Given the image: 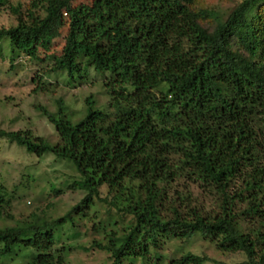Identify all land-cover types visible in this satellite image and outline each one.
I'll return each instance as SVG.
<instances>
[{"label": "trees", "instance_id": "trees-1", "mask_svg": "<svg viewBox=\"0 0 264 264\" xmlns=\"http://www.w3.org/2000/svg\"><path fill=\"white\" fill-rule=\"evenodd\" d=\"M72 1L30 0L22 9L20 0H0L15 20L0 28L9 54L17 38L49 39L64 14L52 71L77 75L79 85L93 69L108 94L105 111L88 107L73 124L43 111L53 144L0 130V140L27 154L73 165L66 188L83 193L56 220L33 214L0 227V264L15 256L63 264L61 231L88 220L108 264H163V241L196 234L241 253L242 264H264V0H234L221 13L199 0ZM97 203L105 218L95 221L88 212ZM206 261L185 253L166 264Z\"/></svg>", "mask_w": 264, "mask_h": 264}, {"label": "rangeland", "instance_id": "rangeland-1", "mask_svg": "<svg viewBox=\"0 0 264 264\" xmlns=\"http://www.w3.org/2000/svg\"><path fill=\"white\" fill-rule=\"evenodd\" d=\"M29 1L20 0L22 9ZM91 1L73 0L72 6H88ZM233 1L199 0L198 4L221 13L233 5ZM14 25L12 14L7 10L1 11L0 28ZM66 29V17L61 14L55 20L49 39L17 38L16 55L8 53L5 42L0 43V130H29L53 144L57 142L53 123L43 111L73 124L85 116L88 107L106 110L108 94L102 74L89 69L87 79L78 85L77 75L71 80L65 72L52 71V63L60 55ZM11 56L13 62L10 61ZM88 98L92 101L89 106L86 104ZM58 100L61 105L57 104ZM75 178V169L69 162L56 160L49 154L36 157L25 153L23 148L0 140V194L4 196L0 204V227L29 221L33 214H44L49 220L63 217L83 197L82 192L66 188ZM96 205V212L90 211L88 216L95 221L104 219L105 207L99 203ZM92 226L88 220L79 221L76 232L62 229L56 246H63L66 250L63 264L109 263V255L92 246L93 241H103L101 232ZM115 230L120 232L121 227L118 225ZM72 234L77 235L72 237ZM157 252L163 264L185 253L205 257L207 261L204 264H242L245 260L239 252L218 251L208 239L197 234L188 241H163ZM2 264L34 263L28 258L15 256Z\"/></svg>", "mask_w": 264, "mask_h": 264}]
</instances>
